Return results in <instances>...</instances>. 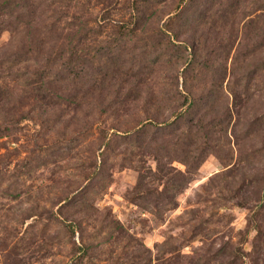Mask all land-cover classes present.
Instances as JSON below:
<instances>
[{"label":"rangeland","instance_id":"rangeland-1","mask_svg":"<svg viewBox=\"0 0 264 264\" xmlns=\"http://www.w3.org/2000/svg\"><path fill=\"white\" fill-rule=\"evenodd\" d=\"M0 264H264V0H0Z\"/></svg>","mask_w":264,"mask_h":264}]
</instances>
